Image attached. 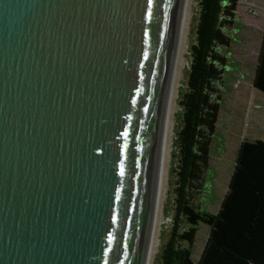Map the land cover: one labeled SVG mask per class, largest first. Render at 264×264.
<instances>
[{
	"label": "water",
	"instance_id": "water-1",
	"mask_svg": "<svg viewBox=\"0 0 264 264\" xmlns=\"http://www.w3.org/2000/svg\"><path fill=\"white\" fill-rule=\"evenodd\" d=\"M195 0H0V264H153Z\"/></svg>",
	"mask_w": 264,
	"mask_h": 264
},
{
	"label": "trees",
	"instance_id": "trees-1",
	"mask_svg": "<svg viewBox=\"0 0 264 264\" xmlns=\"http://www.w3.org/2000/svg\"><path fill=\"white\" fill-rule=\"evenodd\" d=\"M238 3L239 0L198 1L173 142V214L159 252L160 264H264V134L242 135L216 212L198 203L219 119L223 74ZM252 86L264 94V26ZM200 223L209 231L193 260Z\"/></svg>",
	"mask_w": 264,
	"mask_h": 264
},
{
	"label": "rangeland",
	"instance_id": "rangeland-1",
	"mask_svg": "<svg viewBox=\"0 0 264 264\" xmlns=\"http://www.w3.org/2000/svg\"><path fill=\"white\" fill-rule=\"evenodd\" d=\"M195 0L189 43L181 69L175 113L172 126L171 151L164 210L157 249L153 264L159 263V252L166 240L169 220L173 214V195L175 177L171 174L172 151L175 131L180 117L179 96L185 89V79L189 67V45L194 39V26L198 13ZM264 26V0H239L232 29L233 40L229 47L227 66L223 74L222 103L216 131L212 137L209 166L205 174V188L198 200L207 211L216 212L226 191L227 182L236 158L239 143L244 137L264 134V94L252 86L261 36ZM209 227L200 223L193 245V260L207 238Z\"/></svg>",
	"mask_w": 264,
	"mask_h": 264
},
{
	"label": "built area",
	"instance_id": "built-area-1",
	"mask_svg": "<svg viewBox=\"0 0 264 264\" xmlns=\"http://www.w3.org/2000/svg\"><path fill=\"white\" fill-rule=\"evenodd\" d=\"M169 222H170V220H169Z\"/></svg>",
	"mask_w": 264,
	"mask_h": 264
}]
</instances>
